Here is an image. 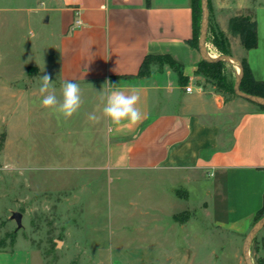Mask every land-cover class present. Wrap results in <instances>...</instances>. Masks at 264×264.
<instances>
[{"label":"crops","instance_id":"obj_1","mask_svg":"<svg viewBox=\"0 0 264 264\" xmlns=\"http://www.w3.org/2000/svg\"><path fill=\"white\" fill-rule=\"evenodd\" d=\"M253 3L258 44L250 49L229 27L230 18L241 14L235 12L241 0H210V13L230 38L232 55L246 58L254 78L264 81V0ZM43 6L49 18L44 21L52 24L55 56L49 57L54 53L47 49L48 63L30 64L37 70L25 82L16 116L32 114L34 102L42 100L40 77L49 75L58 95L65 81L79 84L81 96L92 102L89 114L100 118L104 167L119 178L141 177L151 186L142 189L151 191L145 201L135 204L142 217L162 210L152 199L156 194L177 189L162 184L207 180L212 181L207 191L213 196L211 211L204 205L217 226L247 233L264 204V109L238 95L227 97L198 72L203 58L191 42L192 0H44ZM107 84L126 94L138 92L143 114L138 126L114 125L103 116L100 97L109 93ZM87 122L84 132L93 137L97 123ZM185 194L189 198L190 192ZM152 225L160 227L155 220ZM18 241L0 249V264L40 259Z\"/></svg>","mask_w":264,"mask_h":264},{"label":"rangeland","instance_id":"obj_2","mask_svg":"<svg viewBox=\"0 0 264 264\" xmlns=\"http://www.w3.org/2000/svg\"><path fill=\"white\" fill-rule=\"evenodd\" d=\"M43 1L0 0V249L25 242L42 264H246L247 233L218 227L204 205L211 211L213 196L207 191L212 181L162 184L177 188L152 198L162 210L139 214L135 204L145 201L151 191L142 189L151 186L141 177L119 178L104 167L99 122L93 137L84 132L93 106L84 96L79 111L67 120L54 112L46 115L40 100L32 114L16 116L25 82L37 70L30 64L48 63L47 49L54 53L49 57L55 56ZM253 2L241 0L235 12L254 17ZM208 47L221 54L209 38ZM234 47L236 52V42ZM229 70L240 67L234 63ZM185 191L190 192L187 199ZM13 211L23 213L20 229ZM154 220L160 227L152 225ZM145 221L149 225L143 226ZM250 251L254 264H261L264 228Z\"/></svg>","mask_w":264,"mask_h":264},{"label":"trees","instance_id":"obj_3","mask_svg":"<svg viewBox=\"0 0 264 264\" xmlns=\"http://www.w3.org/2000/svg\"><path fill=\"white\" fill-rule=\"evenodd\" d=\"M209 7L211 5L209 0ZM194 33L191 40L195 48H199V36L201 28V0H192ZM230 30L233 34L240 36L243 45L247 48H253L258 44L256 21L251 14H238L232 16L229 22ZM209 40L214 47L222 54L232 55L231 41L225 31L217 23H213L210 13ZM147 63V60H146ZM243 78L241 82L242 90L264 96V81L257 80L252 74V70L246 58L242 59ZM198 72L203 74L209 81H212L219 91L236 96L234 91L235 75L229 70L228 63L223 60L210 62L202 59L198 66ZM264 109V106H260ZM264 216V204L256 215V220ZM264 264V259H260Z\"/></svg>","mask_w":264,"mask_h":264},{"label":"clouds","instance_id":"obj_4","mask_svg":"<svg viewBox=\"0 0 264 264\" xmlns=\"http://www.w3.org/2000/svg\"><path fill=\"white\" fill-rule=\"evenodd\" d=\"M39 79L41 81L39 92L43 108L62 115L66 120L79 111L82 104L79 84L65 81L62 84V98L58 99L51 77L44 75ZM107 85L110 89L109 93L106 96L102 94L100 97L101 103L104 105L103 116L114 125L125 124L128 128L138 126L143 120V114L137 107L140 100L138 92L133 91L131 94H126L116 86ZM88 119L93 123H98L100 118L95 113H91Z\"/></svg>","mask_w":264,"mask_h":264},{"label":"water","instance_id":"obj_5","mask_svg":"<svg viewBox=\"0 0 264 264\" xmlns=\"http://www.w3.org/2000/svg\"><path fill=\"white\" fill-rule=\"evenodd\" d=\"M201 28H200V36H199V51L204 60L215 62L218 60L226 61L229 64L237 63L240 67L239 71H235V84L234 91L236 95L241 98H244L252 103H255L259 106H264V96L248 93L241 88V82L243 78V66L242 63L236 59L233 55L230 54H219L216 57L212 56L209 47H208V35H209V24H210V7L209 0H201ZM48 16L46 21H48ZM11 218L17 222V228L20 229L23 226L22 218L23 213L20 211H13ZM264 228V216H262L259 220H257L250 230L247 232L244 243H243V255L246 261V264H254V261L251 257V245L253 243L256 235Z\"/></svg>","mask_w":264,"mask_h":264},{"label":"built area","instance_id":"obj_6","mask_svg":"<svg viewBox=\"0 0 264 264\" xmlns=\"http://www.w3.org/2000/svg\"><path fill=\"white\" fill-rule=\"evenodd\" d=\"M76 23H77L78 25H80V20L77 19ZM209 51H210V49H209ZM186 90H187V91H191V90H192V87H191V86H188V87L186 88Z\"/></svg>","mask_w":264,"mask_h":264},{"label":"bare ground","instance_id":"obj_7","mask_svg":"<svg viewBox=\"0 0 264 264\" xmlns=\"http://www.w3.org/2000/svg\"><path fill=\"white\" fill-rule=\"evenodd\" d=\"M210 53H211V55L214 56V57H216V56L218 55V53H212L211 51H210Z\"/></svg>","mask_w":264,"mask_h":264}]
</instances>
